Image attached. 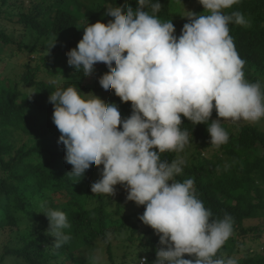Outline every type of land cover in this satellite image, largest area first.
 <instances>
[{"label":"clouds","instance_id":"obj_1","mask_svg":"<svg viewBox=\"0 0 264 264\" xmlns=\"http://www.w3.org/2000/svg\"><path fill=\"white\" fill-rule=\"evenodd\" d=\"M239 2L198 0L205 14L189 11L179 36L170 19L158 17L159 0H135V8L128 0L109 6L103 15L112 19L88 23L66 53L67 64L88 77L103 63L107 71L99 85L121 103L131 102L130 115L122 118L116 103L84 94L76 85L57 87L49 96L57 142L72 166L68 175L82 178L90 167L102 166L92 194L111 197L121 185L127 201L144 206L138 219L159 238L152 264H238L217 255L233 234V217L214 219L195 194L194 180H176L184 162L161 156L182 152L192 142L181 128L182 117L207 124L210 144L217 147L229 139L222 121L264 118L261 84L245 79V60L230 35L231 23L249 21L239 10L225 13ZM213 110L218 118L210 120ZM41 206L58 249L71 238L64 231L70 224L64 212ZM138 264H148L145 255Z\"/></svg>","mask_w":264,"mask_h":264},{"label":"trees","instance_id":"obj_2","mask_svg":"<svg viewBox=\"0 0 264 264\" xmlns=\"http://www.w3.org/2000/svg\"><path fill=\"white\" fill-rule=\"evenodd\" d=\"M186 1L159 0L158 17L162 21L170 19L177 36L187 22L179 9V4ZM29 2L25 6L22 0H0V23H7L6 27L0 26V49L26 51L29 56L39 54L33 65L30 59L24 62L16 80L11 82L7 76L0 77V231L15 232L19 242L5 245L3 256L8 253L21 258L25 264H46L55 260H61V264H99L105 256L108 262L104 264H122L124 260L116 262L113 255L107 220L120 214L127 203L126 197L91 193L90 186L98 167L87 169L82 178L68 175L72 166L64 160L63 144L57 142L60 133L52 121L53 106L49 96L57 87L76 85L84 94L88 91L106 93L108 101L118 105L122 118L130 115L131 102L121 103L112 92H106L98 80L92 81L107 71L103 63H97L94 74L85 77L82 71L75 72L67 64L66 56L68 50L76 47L88 23H107L112 18L103 15L105 9L121 6L125 0ZM128 3L136 7L135 0ZM234 10L242 12L249 21L248 26L229 25L236 50L245 60L242 70L248 82H259L264 92L261 81V77L264 78V0H240L225 13ZM191 12L204 14L200 4ZM15 27H20L23 33L17 36ZM30 33L34 34L33 39H26ZM41 71L53 75L54 79L38 77ZM217 118L213 110L210 120ZM206 126L194 125L182 117L181 128L188 130L192 139L189 144L194 145L199 154L203 149L214 150L209 158L194 157L191 163L184 162L176 180H194L195 194L205 208L211 210L214 219H222L225 213L233 217V234L218 256L233 257L238 264H264V247L255 252L250 248L257 245L253 242L246 247L244 239L249 233L260 236L259 225L245 227L242 224L245 219L256 217H261L264 223V130L253 124L241 125L233 132L227 130V143L217 147L210 144ZM222 126L225 127V121ZM178 154L165 152L161 158L172 162ZM113 197L115 204L109 209ZM36 200L41 201L37 204ZM43 204L64 212L70 224L64 231L71 238L58 249L53 246L54 238L48 232ZM140 209L143 212L144 206ZM30 216L34 226L18 233V223ZM137 226H129L127 241L134 240ZM143 233L151 234L142 247L148 264H152L159 238L149 226ZM96 241L102 243L99 257L96 248L93 250ZM183 258L190 257L185 254Z\"/></svg>","mask_w":264,"mask_h":264},{"label":"rangeland","instance_id":"obj_3","mask_svg":"<svg viewBox=\"0 0 264 264\" xmlns=\"http://www.w3.org/2000/svg\"><path fill=\"white\" fill-rule=\"evenodd\" d=\"M18 1V0H16ZM23 4L26 6L30 2V0H22ZM199 5L198 0H187L186 2L179 4L180 14L183 16H187L189 14V11L194 10ZM176 7V5H175ZM203 14V13H202ZM205 14V13H204ZM7 23L5 21H1L0 26L6 27ZM15 34L17 36L21 35L23 33V30L20 27H15ZM34 34L30 33L29 35H26V39L30 38L33 39ZM39 57V54H29L26 51L22 52H15L14 50L4 47L0 49V77L7 76L9 80L12 82L13 80L17 79V75L23 69V64L26 61H29L33 65L36 58ZM38 77H45L46 79H54L53 75H48L45 71H41L37 73ZM99 75V74H97ZM100 77V75H99ZM246 79V78H245ZM98 79H94L92 81H96ZM247 80V79H246ZM248 81V80H247ZM262 85L264 87V78L262 79ZM90 93V91L85 92V94ZM92 94L100 97L105 102L108 101V95L101 92H91ZM225 121V130L233 132L235 129H238L239 126L244 124H253L259 127L260 129L264 130V118H261L257 122H248V121H238L233 122L231 120H224ZM214 149H203L201 150L200 154L197 151V148L192 144H187L182 152H179L177 156V160H182L183 162L191 163L194 157H201L203 159L209 158L212 154ZM99 168H102V166H99ZM98 173L95 176V181L100 179V173ZM170 183V182H169ZM116 194L117 197L119 194L123 195L124 197L127 196L126 190L121 187V185H116ZM126 200V198H124ZM41 200H36L37 204L40 203ZM126 204L122 206L121 212L118 216L111 217V220H107V230L108 235L113 241V255H115L116 262L124 260L122 264H138V261L141 259L143 255L146 256L145 249L142 247V244L147 240V238L151 234L143 233V230L146 228V226L138 219V216L141 215L143 212L140 209V206H137L134 202L127 201ZM111 204L109 209H112L115 204V199H111ZM122 204V202H121ZM125 220V221H124ZM140 221L142 224H138L137 222ZM264 222V221H263ZM34 221L32 220V217H25L23 220H21L18 223L17 232L24 230L28 226H34ZM243 226H257L259 225L258 233L260 236H255V234L249 233L244 237L246 242V247H249V244L253 243L257 246L250 248V250H253L255 252L261 251V249L264 247V223H262L261 217L256 218H250L245 219L243 221ZM130 225H138L137 226V232L135 233V237L133 241H127L125 238L131 231ZM115 229V230H114ZM122 229V230H120ZM110 231H113V234H111ZM15 232H9V231H0V262L2 264H25V262L18 257H15L10 254H6L3 256L4 246L5 245H18V238L15 237ZM138 236V237H137ZM117 238L116 241L115 238ZM100 247H102V243L99 241L94 242L93 250L96 248V255L99 257L100 250H98ZM249 249V248H248ZM88 252V251H87ZM130 255V256H129ZM140 255V258L138 257ZM154 260L156 259L155 253ZM242 255V254H241ZM101 256V255H100ZM236 256H239L237 254ZM120 257V258H119ZM61 260H55L50 261L46 264H61ZM101 261V262H100ZM99 261V264L108 262L105 256Z\"/></svg>","mask_w":264,"mask_h":264}]
</instances>
